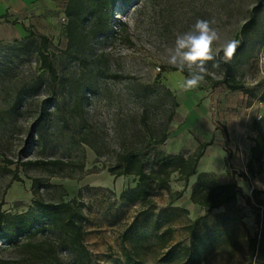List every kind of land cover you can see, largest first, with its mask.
Instances as JSON below:
<instances>
[{
    "label": "rangeland",
    "instance_id": "374dc122",
    "mask_svg": "<svg viewBox=\"0 0 264 264\" xmlns=\"http://www.w3.org/2000/svg\"><path fill=\"white\" fill-rule=\"evenodd\" d=\"M197 19L215 20L221 40L205 82L184 91L189 70L172 71L167 58L177 34ZM112 26L107 37L89 39L83 53L67 51L66 39L50 35L52 26L44 22L30 25L26 37L0 42V212L25 213L35 197L73 199L85 218L88 264H264L260 252L251 258L256 225L241 196L209 211L189 200L200 173L223 184L229 170L242 194L264 190V157L248 184L239 177L264 106L213 85L232 76L255 95L263 90L264 0H120ZM41 36L49 39L45 47ZM230 39L239 44L224 63L221 46ZM40 53L48 54L55 79L42 68ZM206 143L186 186L173 173L168 188L152 185L145 201L120 200L138 183L132 175L109 173L121 156L141 155L149 172L153 150L188 157ZM35 161L60 164H26ZM54 237L48 230L16 244L0 239V260L75 264Z\"/></svg>",
    "mask_w": 264,
    "mask_h": 264
},
{
    "label": "trees",
    "instance_id": "16d2710c",
    "mask_svg": "<svg viewBox=\"0 0 264 264\" xmlns=\"http://www.w3.org/2000/svg\"><path fill=\"white\" fill-rule=\"evenodd\" d=\"M120 0H64L63 15L65 22L61 27L60 35L67 41V51L83 53L87 42L91 38L107 37L113 33V10ZM246 32L249 30L246 28ZM41 46L49 43L46 36L40 37ZM42 68L55 79L56 72L48 54L40 53ZM172 71H179L171 68ZM182 73H185L183 71ZM214 87L223 85L230 91H240L256 98L264 106V88L260 94L255 95L245 88L244 84L230 76L223 80L215 81ZM256 135L253 145L249 150V159L245 172L239 177L248 184L250 179L260 173L264 157V121L254 124ZM223 150L229 154L226 148L227 134L222 128ZM165 135L155 142L160 144ZM209 143L202 144L190 156L165 155L163 152L153 150L152 164L149 172L145 171L142 156L139 154H127L119 158V165L109 170L114 177L134 176L137 185L121 192L120 200L124 203L143 202L152 192V185L157 189H167L169 178L173 173L186 186L188 179L196 175L197 165L203 156V148ZM28 165H36L42 168L55 167L59 161H35ZM24 164V165H26ZM227 165V162H226ZM228 170V183L218 184L210 173H200L196 182L191 187L189 200L193 205L209 211L223 205L234 204L237 196H241L245 205L253 215L256 225L254 237L251 241V258L258 252L264 254V190L252 189L250 195L242 194L241 187L237 185L235 176ZM36 183V182H35ZM182 192H177L174 199H178ZM85 218L79 206H74V200H59L55 203H47L41 198H33L32 207L25 213L10 215L0 212V239L11 244H16L20 239H33L38 234L51 231L54 239L63 245L68 252L73 254L75 264H88L89 253L83 243V224ZM0 264H6L0 260ZM251 264V263H250Z\"/></svg>",
    "mask_w": 264,
    "mask_h": 264
},
{
    "label": "clouds",
    "instance_id": "9594fccd",
    "mask_svg": "<svg viewBox=\"0 0 264 264\" xmlns=\"http://www.w3.org/2000/svg\"><path fill=\"white\" fill-rule=\"evenodd\" d=\"M215 23V20L197 19L188 31L177 34L174 47L169 50L167 63L180 72L189 70V75L183 78L180 85L184 91L195 89L204 83L207 74L206 64L216 59L214 45L221 40V36L213 26ZM238 44L235 39L222 43L221 59L224 63L232 60Z\"/></svg>",
    "mask_w": 264,
    "mask_h": 264
},
{
    "label": "crops",
    "instance_id": "0c3cea01",
    "mask_svg": "<svg viewBox=\"0 0 264 264\" xmlns=\"http://www.w3.org/2000/svg\"><path fill=\"white\" fill-rule=\"evenodd\" d=\"M63 10L64 0H0V42L26 37L38 22L52 26L50 35L60 34Z\"/></svg>",
    "mask_w": 264,
    "mask_h": 264
},
{
    "label": "built area",
    "instance_id": "2783aa9c",
    "mask_svg": "<svg viewBox=\"0 0 264 264\" xmlns=\"http://www.w3.org/2000/svg\"><path fill=\"white\" fill-rule=\"evenodd\" d=\"M261 67H262V69L264 70V59H263V62H262Z\"/></svg>",
    "mask_w": 264,
    "mask_h": 264
}]
</instances>
